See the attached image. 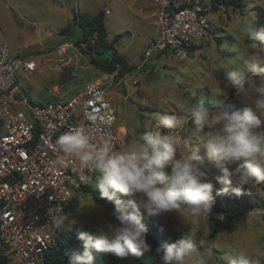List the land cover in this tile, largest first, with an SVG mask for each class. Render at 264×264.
I'll list each match as a JSON object with an SVG mask.
<instances>
[{
  "label": "rangeland",
  "instance_id": "rangeland-1",
  "mask_svg": "<svg viewBox=\"0 0 264 264\" xmlns=\"http://www.w3.org/2000/svg\"><path fill=\"white\" fill-rule=\"evenodd\" d=\"M135 1L0 0V30L8 44L10 55L31 56L38 64L33 81L40 78L46 82L50 81L49 85L58 83L68 75L64 68L62 72L52 74L47 65L50 61L49 64L60 68L57 48L58 43L64 39L57 31L72 22L75 11L91 16L101 11L106 13L107 41L112 44L114 50L104 51L101 58L111 59L116 52L126 59L131 69L125 82L109 91L107 96L116 113L115 128L119 137L116 151L122 149L138 134L151 131L160 114L186 117L191 104L203 101L206 106L211 107L215 101H225L232 90L224 88L225 78L222 76L227 75L231 66H238L239 60L247 56L252 48L248 39L239 31V27L246 19L260 21L257 13L259 10L264 11V0H244V13L220 6L208 15L213 33L203 39L195 51L189 53L188 59L181 61L167 49L164 52H155L146 62L145 54L158 35V9L152 0H139L134 7L132 5ZM203 3L212 6L214 0H203ZM260 23L264 25V20ZM80 38L79 29L73 31L70 36L74 47L83 54L81 47L75 46V42ZM85 56L89 64L94 66L90 56ZM65 57L70 63L69 57ZM75 61L72 57V64H75ZM84 63L85 60L80 58L78 64ZM40 71L44 73L41 75ZM79 72L78 75H81L82 72ZM21 78L24 77L19 76L22 86L26 83L23 80L20 82ZM28 94L34 102L47 103L34 95L30 89ZM236 100L241 109L248 106L237 96ZM171 131L178 147L183 149V140L192 137L190 120ZM196 143V140L192 139L188 146H195ZM198 154L203 160V170L207 172L209 182L213 184L212 191L217 188L221 190L225 185L215 179L221 175L220 170L210 161L205 150L201 149ZM238 163L226 166L233 170ZM237 187L239 185L233 181L230 193L231 189ZM242 191L241 196L222 195L235 212L212 211L208 225L203 230H193L195 241L199 243L203 240L206 247L211 249L209 264H228V249H242L251 253L258 247L264 248V192L256 185L244 186ZM128 197L130 200L135 199ZM76 198V202L67 212L64 231L74 226L88 225L99 234V230L105 228L108 223H117L111 215L112 211L96 203L90 194L80 190L76 193ZM257 205L261 208H257ZM141 213L143 218L157 222L164 231L177 232L183 238L189 230L176 213L160 217H149L143 209Z\"/></svg>",
  "mask_w": 264,
  "mask_h": 264
},
{
  "label": "clouds",
  "instance_id": "clouds-1",
  "mask_svg": "<svg viewBox=\"0 0 264 264\" xmlns=\"http://www.w3.org/2000/svg\"><path fill=\"white\" fill-rule=\"evenodd\" d=\"M239 31L252 48L238 66L227 70L224 88L234 89L247 107L238 109L224 100L209 107L200 101L190 105L186 117L160 114L151 131L138 134L118 151L107 140L93 143L83 126L60 135L61 159H74L82 169L97 174L94 180L88 177L89 182L101 199L115 201L111 215L118 222L108 223L97 236L81 233L84 251L70 254L69 264H93L92 249L121 258L151 252L141 209L149 217L176 213L188 226L183 239L156 249L163 264H209L211 249L193 237V230L208 225L215 204L213 184L198 153L205 150L220 170L215 179L225 187L219 195L241 196L244 186L264 183V25L246 19ZM186 120L191 122L192 137L183 140L181 149L171 130ZM192 139L197 143L189 147ZM237 163L233 170L226 166ZM233 181L239 187L230 193ZM117 194L135 199L126 203ZM226 255L228 264H264V248L251 253L228 249Z\"/></svg>",
  "mask_w": 264,
  "mask_h": 264
},
{
  "label": "built area",
  "instance_id": "built-area-1",
  "mask_svg": "<svg viewBox=\"0 0 264 264\" xmlns=\"http://www.w3.org/2000/svg\"><path fill=\"white\" fill-rule=\"evenodd\" d=\"M152 1L158 9V35L146 62L167 49L184 61L211 36L208 15L215 11L213 5L203 0ZM89 44L95 45V39L80 47ZM73 47L71 42L58 46L60 65H68L65 54ZM123 69L117 64L82 94L34 102L19 76L33 75L38 64L31 56L12 57L0 30V264H41L47 252L58 247L72 199L94 172L74 159L62 160L57 140L83 126L93 143L107 140L117 150L116 113L107 96L130 75L131 70L121 74Z\"/></svg>",
  "mask_w": 264,
  "mask_h": 264
},
{
  "label": "trees",
  "instance_id": "trees-1",
  "mask_svg": "<svg viewBox=\"0 0 264 264\" xmlns=\"http://www.w3.org/2000/svg\"><path fill=\"white\" fill-rule=\"evenodd\" d=\"M244 2V0H214L213 6L215 11L218 9V7L224 6L232 8L234 10H239L241 13H244V8L246 6ZM257 14L258 20L263 21L264 11L259 10ZM260 21H256V23L260 25ZM76 28L82 31L83 37L81 41L75 42V46L80 48V43L95 39V45L89 44L87 48H81L83 54L90 56L91 64L94 65L95 68H98L105 73H111L115 70L117 64H123L124 69L121 74H124L125 72L131 70L126 60L123 57L119 56L116 52L113 54V57L111 59L103 60L101 58L104 51L114 50L112 44L108 43L107 41V32L105 28V12H100L95 16H90L88 14L75 11L72 22L67 27L62 29L60 33L68 36L67 41L70 42V36ZM211 33H213L212 28ZM94 34H97L96 37H94ZM88 49L91 50V52H88ZM195 49L196 48H194V50ZM94 53H96L97 56H94ZM226 76L227 75L224 74L222 77L226 78ZM231 90L232 91L225 101L232 103L238 109H241L236 100L235 90ZM95 175L96 173L94 172L89 177H91L93 180ZM256 186L264 192V183ZM81 191L85 192L86 194H90L93 197L94 201L99 205L109 208L112 212L114 211L115 201L101 199L99 192L94 189L92 183L89 182V179L87 183L82 187ZM219 191L220 189L218 188L212 191V194L216 199V203L214 204L212 211L217 213H226L231 211L235 212L233 207L229 205L228 201L222 195L218 194ZM117 196L120 199L124 200L126 203L130 200L128 196H123L121 194H117ZM76 199L77 198L75 194L69 210L76 202ZM257 208H261V206L257 205ZM234 214L236 215V213ZM234 217L236 218V216ZM142 223L147 229L146 237L147 242L152 248L151 252L145 253L141 256H129L127 258H121L111 254H103L96 251L95 249H92L91 254L93 256V264H163L162 259L156 255V249L162 247L166 243H171L183 239L182 235L177 232L164 231L157 222L150 219L143 218ZM81 233H86L91 236L99 235L95 231V229L88 225H78L72 227L70 230H65L62 233L58 247L54 248L50 252H47L46 257L41 264H69L70 254L74 252L83 253L84 251V241L79 239V235Z\"/></svg>",
  "mask_w": 264,
  "mask_h": 264
},
{
  "label": "crops",
  "instance_id": "crops-1",
  "mask_svg": "<svg viewBox=\"0 0 264 264\" xmlns=\"http://www.w3.org/2000/svg\"><path fill=\"white\" fill-rule=\"evenodd\" d=\"M137 2H139V0H136L134 2V5H132V6L135 7V4ZM85 14H87V13H85ZM105 18H106V13H105ZM76 29H78V28H76ZM60 31L61 30H58L57 33L63 37L64 41L58 43V45L66 43V41L68 39V36L61 34ZM156 33H157V31H156ZM50 35H52V33H50ZM82 37L83 36H82V31H81V38L79 41L82 40ZM79 41H77V42H79ZM70 42L74 45V42H72V41H70ZM78 53L79 52L76 49V47H73V48H70L67 50V53L65 54V56L67 55L69 57L70 63L68 66H61L59 64L60 68H58L57 66L54 67L52 64H49L50 61H48L47 65H49L48 68H51L50 73H52V74L59 73L62 70V68L66 69V73L68 75L66 77H64L63 79H61L58 83H54L53 85H49L50 81L47 80V82H46V81H44V79H40V78L36 81H33L35 79V73L31 76H28V77L23 76L24 78H21L20 82L23 80L24 83H26L25 85H22L23 88L25 89V91L28 93V90L30 89L32 91V93H34V95H36L39 99H43L44 101L49 102L58 96H64V95L76 96V95L82 94L87 85L100 83L102 76L106 75L107 73L103 72L100 69H96L94 66H91L89 64L87 56H85V54H81V53H79L80 54V56H79ZM72 57H74L76 60L75 64H72ZM80 58H83L85 60V63L82 65L78 64V61ZM79 71L82 72L81 75H78L80 73ZM43 73H44V71H40L41 75ZM32 83H39V84L33 85ZM123 129L126 130L125 128H123Z\"/></svg>",
  "mask_w": 264,
  "mask_h": 264
},
{
  "label": "water",
  "instance_id": "water-1",
  "mask_svg": "<svg viewBox=\"0 0 264 264\" xmlns=\"http://www.w3.org/2000/svg\"><path fill=\"white\" fill-rule=\"evenodd\" d=\"M88 52H91V50H89V49H88ZM93 55H94V56H97V54H96V53H94Z\"/></svg>",
  "mask_w": 264,
  "mask_h": 264
}]
</instances>
